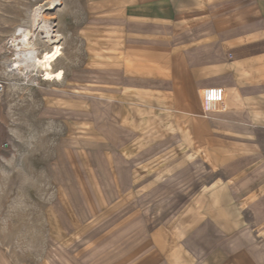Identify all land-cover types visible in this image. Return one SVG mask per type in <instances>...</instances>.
<instances>
[{"label": "rangeland", "instance_id": "obj_1", "mask_svg": "<svg viewBox=\"0 0 264 264\" xmlns=\"http://www.w3.org/2000/svg\"><path fill=\"white\" fill-rule=\"evenodd\" d=\"M48 1L0 0V264H204L223 248L264 264V112L198 142L185 117L132 112L114 72H89L95 6ZM36 7L61 34L58 82L14 67L22 30L51 48Z\"/></svg>", "mask_w": 264, "mask_h": 264}, {"label": "crops", "instance_id": "obj_2", "mask_svg": "<svg viewBox=\"0 0 264 264\" xmlns=\"http://www.w3.org/2000/svg\"><path fill=\"white\" fill-rule=\"evenodd\" d=\"M89 2V72H114L132 112L185 117L196 142L208 130L241 132L238 114L264 112V0ZM209 86L225 91L226 105L204 116L199 90ZM217 251L204 264H261L248 248Z\"/></svg>", "mask_w": 264, "mask_h": 264}, {"label": "bare ground", "instance_id": "obj_3", "mask_svg": "<svg viewBox=\"0 0 264 264\" xmlns=\"http://www.w3.org/2000/svg\"><path fill=\"white\" fill-rule=\"evenodd\" d=\"M58 2L59 0H49L48 9L56 6ZM42 12L43 11L40 7L34 9L32 16L33 27L34 31L45 34L48 42L52 44L51 48L44 50L43 53L38 55L36 42L35 39H33L34 32H32L31 29L22 30L20 38L14 40L13 43L14 55L16 56L14 67L20 72L26 74L28 72L33 73V71L40 72L43 80L46 82H58L63 79L64 75L63 69L56 67L59 57L62 55V52L60 51L61 47L59 46V43H57L61 40V34L47 24Z\"/></svg>", "mask_w": 264, "mask_h": 264}, {"label": "built area", "instance_id": "obj_4", "mask_svg": "<svg viewBox=\"0 0 264 264\" xmlns=\"http://www.w3.org/2000/svg\"><path fill=\"white\" fill-rule=\"evenodd\" d=\"M201 111L204 116L220 113L225 110V91L216 86L204 87L199 90Z\"/></svg>", "mask_w": 264, "mask_h": 264}]
</instances>
